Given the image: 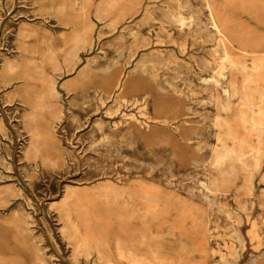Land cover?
I'll return each mask as SVG.
<instances>
[{
  "label": "rangeland",
  "instance_id": "374dc122",
  "mask_svg": "<svg viewBox=\"0 0 264 264\" xmlns=\"http://www.w3.org/2000/svg\"><path fill=\"white\" fill-rule=\"evenodd\" d=\"M0 264H264V0H0Z\"/></svg>",
  "mask_w": 264,
  "mask_h": 264
},
{
  "label": "bare ground",
  "instance_id": "6f19581e",
  "mask_svg": "<svg viewBox=\"0 0 264 264\" xmlns=\"http://www.w3.org/2000/svg\"><path fill=\"white\" fill-rule=\"evenodd\" d=\"M134 254V253H133Z\"/></svg>",
  "mask_w": 264,
  "mask_h": 264
}]
</instances>
